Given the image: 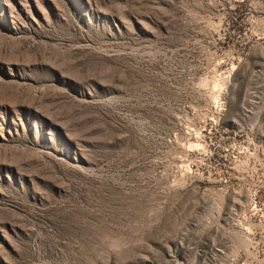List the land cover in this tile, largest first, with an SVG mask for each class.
<instances>
[{
  "label": "rangeland",
  "instance_id": "374dc122",
  "mask_svg": "<svg viewBox=\"0 0 264 264\" xmlns=\"http://www.w3.org/2000/svg\"><path fill=\"white\" fill-rule=\"evenodd\" d=\"M0 264H264V0H0Z\"/></svg>",
  "mask_w": 264,
  "mask_h": 264
}]
</instances>
